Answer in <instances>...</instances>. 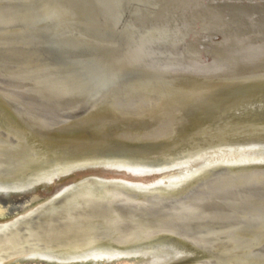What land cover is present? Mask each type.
I'll return each mask as SVG.
<instances>
[{
  "label": "bare ground",
  "instance_id": "bare-ground-1",
  "mask_svg": "<svg viewBox=\"0 0 264 264\" xmlns=\"http://www.w3.org/2000/svg\"><path fill=\"white\" fill-rule=\"evenodd\" d=\"M179 1L147 21L126 19L121 36L94 1L73 0L63 14L92 20L74 25L85 45L64 47L56 42L67 19L51 18L56 0H0V35L32 42L0 51V264L137 255L139 264H264V225L256 226L264 214L233 206L239 195L264 193V150L173 161L264 143V1ZM109 21L118 27L117 16ZM111 111L129 125L104 116ZM99 118L105 123L86 130ZM56 120L72 121L59 137L48 129ZM106 126L122 139L108 143ZM57 175V197L37 193ZM170 195L169 210L147 209L150 196Z\"/></svg>",
  "mask_w": 264,
  "mask_h": 264
},
{
  "label": "rangeland",
  "instance_id": "rangeland-1",
  "mask_svg": "<svg viewBox=\"0 0 264 264\" xmlns=\"http://www.w3.org/2000/svg\"><path fill=\"white\" fill-rule=\"evenodd\" d=\"M90 1H94L95 2V7H93V8H97V9H103V11L105 12L104 13V16H105V24L107 23V25L105 26L106 28H107V30H115V31H119L118 33L122 36L123 35V33H122V28H123V26H124V24L123 23H126L127 22V20L129 19V18H135V19H137V18H139L140 20H146L147 21V19H150L151 17H153L154 15H156V14H160V13H163L164 12V10H165V7H173V6H175L178 2H180L179 0H112V2H111V0H90ZM124 1V2H123ZM159 3H158V2ZM174 1V2H173ZM178 1V2H177ZM182 1V0H181ZM251 2H257V0H250ZM262 1H264V0H260V2H262ZM59 2V3H58ZM60 2H62V4L60 3ZM149 2V3H148ZM166 2V3H165ZM168 2V3H167ZM171 2H172V4H174V5H172L171 4ZM14 3V2H13ZM34 3V2H33ZM33 3H28L27 5L28 6H34V7H37L36 5H38L37 3H34L35 5H33ZM97 3V4H96ZM137 5H136V4ZM25 4V3H24ZM55 6H54V5ZM53 14H52V19L53 18H59V19H67L66 20V22L68 21V20H70V18H72L71 20H74V18H75V20H76V16L75 15H72V16H68V15H66V14H63L64 13V11H66L67 12V8L69 9L71 6H73V5H71V4H73V0H56V2H53ZM164 4V5H163ZM168 6H167V5ZM62 5V6H61ZM92 5H94V4H92ZM97 5V6H96ZM114 5V6H113ZM162 5V6H161ZM166 5V6H165ZM172 5V6H171ZM161 6V7H160ZM41 6H39L38 5V7L37 8H39L40 10H41V8H40ZM65 7V8H64ZM113 7V8H112ZM160 7V8H159ZM57 8H58V10H57ZM65 10H64V9ZM159 8V9H158ZM163 9V12H161L162 11V9ZM155 9H156V12H155ZM158 9V10H157ZM152 10V11H151ZM58 13H57V12ZM61 11V12H60ZM159 11V12H158ZM54 12H56V14H58L56 17H55V13ZM70 12V11H69ZM140 12V13H139ZM113 13V14H112ZM147 13H149V14H147ZM63 14V15H62ZM117 14V15H116ZM60 15V16H59ZM66 15V16H65ZM112 15L113 16H117V19L119 20V21H117L118 22V24L116 25V26H118V27H115L114 28V26L110 23V19H111V17H112ZM135 15H137V16H135ZM59 16V17H58ZM75 16V17H74ZM70 17V18H69ZM90 18V19H89ZM127 19V20H126ZM68 21L66 24H65V26H64V24H62V27H61V29H60V31H59V36H58V41L56 42V44L58 45V46H64V47H71V45L72 46H80V45H85L84 43H82V39H80V36H77V33L76 32H78V31H76L75 32V30H77V27H78V23H86L85 21L86 20H92V18H91V16L89 17V15L87 16V13H81V16L79 17H77V21L78 22H75V20L74 21ZM74 22V23H73ZM88 22H90V21H88ZM93 22V21H92ZM109 22V23H108ZM70 23H72L71 24V26H73L74 27V29H73V27H71V26H69L70 25ZM91 23V22H90ZM68 24V25H67ZM123 24V25H122ZM51 25V24H50ZM74 25H76V26H74ZM209 25H210V23H209ZM208 25V26H209ZM69 26V27H68ZM110 26H111V28H110ZM76 27V28H75ZM113 28V29H112ZM118 28V29H117ZM64 30V31H63ZM74 30V31H73ZM43 31H44V29H43ZM65 31H66V33H68V32H73V34H74V37L73 38H77L76 40H74V41H72V39L71 40H67V39H65L64 40V37L66 38V36L65 35H63L64 33H65ZM68 31V32H67ZM65 33V34H66ZM61 34L63 35V36H61ZM198 35L199 36H201L202 35V32L200 33V32H198ZM113 40H117V39H115V38H112ZM204 40H207V38L205 39V38H203ZM257 38H255V40H256ZM259 39H261V37L259 38ZM67 40V41H66ZM77 40L79 41V43L77 42ZM114 41V42H115ZM55 41H51V42H48L49 44H52V43H54ZM64 42H66V43H64ZM114 42H110L109 44L108 43H102L101 45H98V46H109L110 44L111 45H113L114 44ZM29 43H32V42H30V41H25L24 39H18V40H13V39H10V38H8V37H3V36H1L0 35V51H4V50H14V51H21V50H26L29 46H31ZM60 43V44H59ZM49 44H47V46L49 45ZM106 44V45H105ZM18 49V50H17ZM211 56V55H210ZM212 57V56H211ZM206 80V82L208 81V84L209 85H211V86H216L217 85V87H218V89H219V87L221 88V87H223V86H225V85H223L224 84V80H222L221 82L218 80H212V79H205ZM209 81L213 84H210L209 83ZM213 81V82H212ZM203 82H204V84H205V81L204 80H202V85H203ZM220 82V83H219ZM201 82H195V84L194 85H190L191 87H199V86H201V85H199ZM214 83H216V84H214ZM207 84V83H206ZM196 85V86H195ZM219 85H221V86H219ZM208 106V105H207ZM106 109H110V107H105V109H103V110H106ZM145 115V114H144ZM104 116H114V119H113V121H115L116 119L119 121L118 123L121 125V126H124V125H129V119H132V118H130V117H116V114L115 113H113L112 111L111 112H108L106 115H104ZM103 116V117H104ZM151 117V118H150ZM150 118V119H149ZM153 118V119H152ZM58 120H56L55 122V124H52V126H49V128L48 129H50V130H53V131H50L51 133H53L54 134V136H56V137H59V135H60V133L61 132H66V130H68L67 129V127L69 126L68 124H70L71 122L70 121H67V122H57ZM122 123H121V122ZM145 121L149 124H152L154 121H155V117L153 116V115H151V116H147L146 117V119H145ZM98 123H105V120L104 119H101V118H99V119H96V120H94V121H92V122H89L87 125H86V130L88 129V128H90V127H92V126H97V125H99ZM90 124V125H89ZM94 126V127H95ZM108 127L106 126V128H104V131L107 129ZM116 130H117V128H115ZM111 130H112V128H108V130H107V134H110L111 135V137H112V139L113 140H109L108 141V143L110 142H113L114 143V139H116L117 141H120L122 138L120 137V133L119 132H115V133H113V134H111ZM109 131V132H108ZM77 133V132H76ZM106 133V132H105ZM115 134V135H114ZM73 135V134H72ZM101 135H103V134H101ZM109 135V136H110ZM180 138V137H179ZM177 139V140H180V139ZM120 139V140H119ZM141 193V192H140ZM143 193V192H142ZM145 194H147V195H149L148 193H145ZM262 194H264L263 193V190H262V188H256L255 190H253L252 192H249V195H239V198L238 199H235V201L236 202H234V204H233V206H235V207H244L245 205H253V206H255V210L254 211H256V213H258V214H264V200L263 201H260L259 199L262 197ZM173 195H170V196H167V197H165V198H159V197H156V196H150V198H149V205H148V207H147V209H151L153 212H156L155 214H160V213H163V212H165V211H167V210H169V208L171 207V204L173 203V197H172ZM261 225H264V224H259V225H256V226H258V227H261ZM261 248H262V251L264 252V244L261 246Z\"/></svg>",
  "mask_w": 264,
  "mask_h": 264
},
{
  "label": "water",
  "instance_id": "water-1",
  "mask_svg": "<svg viewBox=\"0 0 264 264\" xmlns=\"http://www.w3.org/2000/svg\"><path fill=\"white\" fill-rule=\"evenodd\" d=\"M250 149H253L252 151H256V152H262V150H264V143H261L260 145H254V146H247L245 144H225V145H221V146H219L217 148H212V149H209V150H205V149H203V150H194V151L186 153V154L184 153V155L180 154L178 157H175V159L173 161H174V163L180 164V163H183V162H185L187 160H193L195 158H199V157H202V156H207V155H211V154H217V153H220V152H226L227 150H236V151H243L244 150L245 151V150H250ZM107 165L108 164H102L103 168H105V169L121 167V166H117V165H114V166H112V165H108L107 166ZM164 166H161L158 169H161ZM79 167L80 166H76V167L72 166V168H74V169H77ZM92 167H94V166H92ZM74 169H71V170H74ZM164 169H166V168H164ZM164 169H161V170H158V171H152V172L159 173L160 171H163ZM146 170L147 169H143L142 172H140V173L144 174V172H146ZM194 170H195V168H194ZM147 171H149V170H147ZM59 176H61V174ZM59 176L57 175L56 177H53L47 184L42 185V187H40V190L37 193L42 194L44 192L46 196H47V194H51V196H52V193H50V192H52V190H54V188H55L54 186L61 183V182L58 183L60 181V177ZM91 177H93V176L92 175H85L81 179H86V178L87 179H91ZM56 178H58V179H56ZM81 179H79V181ZM77 182H78V180L74 181L72 184H75ZM59 193H53V196L49 200L54 199L55 197H57L59 195ZM43 201H44V199L37 198L35 200L30 201V203L28 205H24L23 208H21L22 210L21 209H19V210L21 212H23L22 214H24L25 210H27V212H29V211L33 210L34 208L38 207L39 205H41ZM142 257L143 256H140V255H137L136 257L129 256V257H126L124 259H121V261L117 260L116 263L114 261H110V262H105V263H102V264H139V261H141L139 259H142ZM88 260L89 259H83L82 261L81 260L80 261L77 260V261H74V262H68V263H64V264H91V263H89ZM27 264H29V263H27Z\"/></svg>",
  "mask_w": 264,
  "mask_h": 264
},
{
  "label": "snow or ice",
  "instance_id": "snow-or-ice-1",
  "mask_svg": "<svg viewBox=\"0 0 264 264\" xmlns=\"http://www.w3.org/2000/svg\"><path fill=\"white\" fill-rule=\"evenodd\" d=\"M262 163H264V161H261Z\"/></svg>",
  "mask_w": 264,
  "mask_h": 264
}]
</instances>
